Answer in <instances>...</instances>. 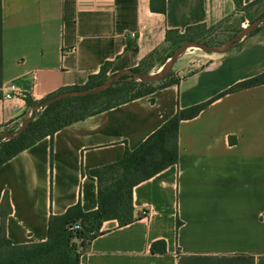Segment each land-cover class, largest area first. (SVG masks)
Returning <instances> with one entry per match:
<instances>
[{
  "label": "crops",
  "instance_id": "1",
  "mask_svg": "<svg viewBox=\"0 0 264 264\" xmlns=\"http://www.w3.org/2000/svg\"><path fill=\"white\" fill-rule=\"evenodd\" d=\"M165 1L161 13L152 0H0V131L20 127L28 100L83 87L107 63V75L138 68L168 43V31L215 26L239 10L236 0ZM204 57L197 70L178 59L177 83H156L153 93L73 123L0 166L12 244L47 241L51 218L77 204L97 210L91 171L122 160L179 110L264 76V24L228 52ZM133 204L135 221L104 222L80 264H264V84L182 121L178 163L134 187ZM161 241L166 251L153 253Z\"/></svg>",
  "mask_w": 264,
  "mask_h": 264
},
{
  "label": "trees",
  "instance_id": "2",
  "mask_svg": "<svg viewBox=\"0 0 264 264\" xmlns=\"http://www.w3.org/2000/svg\"><path fill=\"white\" fill-rule=\"evenodd\" d=\"M260 0L254 2L257 3ZM238 7L242 6V0H236ZM252 3V4H254ZM152 10L166 12V1L159 0L158 7L152 0ZM206 25L189 27L183 34L177 30L167 32L168 43H178L184 40H196L192 34L196 30H205ZM258 31V30H257ZM256 31V32H257ZM109 63L102 67L98 75L91 76L88 83L83 87H73L60 90L56 94L68 90L93 88L103 83L108 77ZM140 72L138 68L134 69ZM172 75L159 82L161 86L177 83L171 79ZM153 84L138 82L129 77L116 83L105 92L89 97L67 98L54 103L43 109L40 117L34 118L26 131L17 139H0V166L30 148L45 137H53L54 134L79 121H82L97 113H101L123 103L147 96L156 90ZM264 84V76H257L240 82L213 100L179 110L174 117L153 133L143 144L134 151L127 150L122 160L91 171V175L98 180V209L91 212L83 211L80 204L67 210L62 216L52 217L49 223L48 240L29 245H13L6 235V217L12 212L9 197L5 194L0 206L1 238H0V264H80V254L75 257L70 253L69 247L73 239V233L83 239L82 248L88 242L100 235L104 222L115 220L119 227L132 224L134 218L133 189L144 181H147L167 168L176 165L179 161V128L182 121L197 117L209 104L224 95L249 89ZM137 88V92L118 103H111L103 109L90 111L88 107L102 97L111 96L118 90ZM116 86V87H117ZM54 94V95H56ZM52 95V96H54ZM50 96V97H52ZM49 97V98H50ZM71 103L72 106L83 107V111L76 108H63V104ZM30 107L37 103L28 100ZM79 225L76 230L70 227ZM68 225L70 226L68 228ZM158 245L164 247L166 242L161 241L152 245V252L156 253Z\"/></svg>",
  "mask_w": 264,
  "mask_h": 264
},
{
  "label": "rangeland",
  "instance_id": "3",
  "mask_svg": "<svg viewBox=\"0 0 264 264\" xmlns=\"http://www.w3.org/2000/svg\"><path fill=\"white\" fill-rule=\"evenodd\" d=\"M263 15L264 0H260L257 3L250 4L248 6L240 7L238 13L235 16L228 18L224 22L215 26L207 27L205 30L194 31L192 37H194L196 40L193 41H198L210 46H219L234 38L242 30V28L250 25ZM186 41L192 40H184L178 43H167L164 47L148 56L138 67L139 71L144 74L157 73L167 63L174 52ZM204 56H206V53L201 50L189 49L179 58L180 64L185 65L184 68H188V70H197L205 64L206 60L204 59ZM170 74L175 75L174 68ZM110 76L112 75H108L107 77ZM116 86L115 89L118 90L117 92H115L111 96L100 98L98 101L91 104L88 109L90 111L103 109L105 106L111 103H118L137 92V88L135 87L128 90H123L120 88L121 85L117 87ZM62 107L68 109L76 108V110L79 111L84 110L83 107H76L75 105L72 106V104L69 102L63 104ZM42 113L43 109L35 116V118L40 117ZM13 131L15 130H11L9 132ZM69 227L70 226L68 225V228ZM73 235L74 236L71 241L69 250L72 256L75 257L77 254H80V252H82L83 239L78 237L77 233H73Z\"/></svg>",
  "mask_w": 264,
  "mask_h": 264
},
{
  "label": "water",
  "instance_id": "4",
  "mask_svg": "<svg viewBox=\"0 0 264 264\" xmlns=\"http://www.w3.org/2000/svg\"><path fill=\"white\" fill-rule=\"evenodd\" d=\"M262 24H264V15L261 16L256 21H254L253 23H251L250 25L242 28V30L234 38L219 46H210L198 41H186L174 52V54L169 58L167 63L157 73L144 74L141 72H137L134 69L124 70L113 74L112 76L108 77L103 83L93 88L68 90L56 94L34 105L31 108L29 115L23 120L22 124L17 130L13 132L0 131V139L8 140V141L17 139L26 131L30 123L34 120L35 116L42 109H45L63 99L75 98V97L84 98V97L100 94L102 92L107 91L108 89L113 87L116 83L120 82L126 77H129L131 79H134L138 82H142L145 84L159 83L165 80L169 76L175 64L177 63L178 59L189 49H198L205 53L224 54L229 50H231L232 48H234L235 46H237L240 42H243L249 37H251L252 34L256 32Z\"/></svg>",
  "mask_w": 264,
  "mask_h": 264
},
{
  "label": "built area",
  "instance_id": "5",
  "mask_svg": "<svg viewBox=\"0 0 264 264\" xmlns=\"http://www.w3.org/2000/svg\"><path fill=\"white\" fill-rule=\"evenodd\" d=\"M33 80L34 81L36 80V76L35 75L33 76ZM14 92H15V87L11 86V87L6 88V91L4 92V94H5V96L7 98H11L12 97V93H14ZM78 228H79V225L77 224V225H74L73 227H71V230L73 231V230H76Z\"/></svg>",
  "mask_w": 264,
  "mask_h": 264
}]
</instances>
